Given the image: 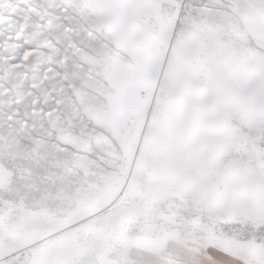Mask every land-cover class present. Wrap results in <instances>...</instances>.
<instances>
[{"label": "snow or ice", "instance_id": "1", "mask_svg": "<svg viewBox=\"0 0 264 264\" xmlns=\"http://www.w3.org/2000/svg\"><path fill=\"white\" fill-rule=\"evenodd\" d=\"M0 264H264V0H0Z\"/></svg>", "mask_w": 264, "mask_h": 264}]
</instances>
